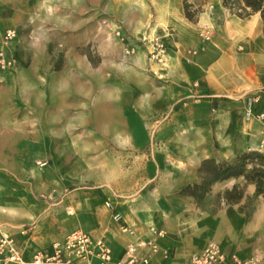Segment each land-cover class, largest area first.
I'll use <instances>...</instances> for the list:
<instances>
[{
  "label": "crops",
  "instance_id": "crops-1",
  "mask_svg": "<svg viewBox=\"0 0 264 264\" xmlns=\"http://www.w3.org/2000/svg\"><path fill=\"white\" fill-rule=\"evenodd\" d=\"M142 1L0 0V48L6 30L19 32L7 48L18 66L0 67V221L27 258L82 229L107 239L121 259L130 241L151 236L153 225L167 229L158 241L170 252L168 258L154 257V264H188L210 241L230 256L264 257V196L257 194L256 183L243 176L215 181L206 209L182 193L201 182L206 159L264 153V120L245 116L246 95L254 92L261 95L256 111L264 113L261 14L241 18L222 0H192L204 10L194 23L182 0L178 14L169 0L158 5L145 0L146 8ZM100 13L104 24L98 31ZM203 21L211 41L200 37ZM118 29L141 41L139 53L148 57L133 76L94 77L104 83L103 101L80 114V76L65 73L50 49L72 58L99 32L109 43L104 65L111 66L123 55L122 41L113 33ZM155 38L164 44L161 60L149 57ZM183 97L184 104L175 107ZM131 98L133 107L126 104ZM80 125L87 126L86 138H79ZM48 144L57 148L59 171L49 181L46 170L33 166L47 159ZM130 146L152 150L132 160ZM235 187L241 196L228 202L226 192ZM46 193L58 201L48 206L40 200ZM107 201L137 236L121 231ZM68 202L82 210L68 216Z\"/></svg>",
  "mask_w": 264,
  "mask_h": 264
},
{
  "label": "built area",
  "instance_id": "built-area-1",
  "mask_svg": "<svg viewBox=\"0 0 264 264\" xmlns=\"http://www.w3.org/2000/svg\"><path fill=\"white\" fill-rule=\"evenodd\" d=\"M115 33L122 41L123 57L128 60L137 53L139 46L134 38L126 36L121 30L118 29ZM17 37L18 30L16 29H8L4 33L3 45L0 48V67L3 70L18 66L17 59L7 52L8 46ZM200 37L203 41L212 40L209 25L200 28ZM152 42L154 50L151 52V58L161 60L164 44L156 38ZM188 53L196 54L197 50H189ZM246 98V118L264 120V113L257 112L255 107L260 101V93H250L246 95ZM262 143L264 144V130ZM38 164L46 167L48 161L42 160ZM106 207L110 210L114 220L119 223L122 232L133 237L138 235L136 229L125 220L111 201L106 202ZM149 231L150 237L130 241L121 259L115 258L107 239L82 229L73 230L62 240L53 242L50 246L27 258L20 250L16 235L8 231L0 221V264H154V257L162 255L168 258L170 256V252L162 250L158 241L168 232L165 227L159 228L154 225L150 226ZM22 233L26 235L28 230L24 229ZM188 264H264V257L260 254H254L248 258H241L236 254L230 256L219 243L210 241L203 251L192 254Z\"/></svg>",
  "mask_w": 264,
  "mask_h": 264
},
{
  "label": "rangeland",
  "instance_id": "rangeland-1",
  "mask_svg": "<svg viewBox=\"0 0 264 264\" xmlns=\"http://www.w3.org/2000/svg\"><path fill=\"white\" fill-rule=\"evenodd\" d=\"M184 1L185 0H182L183 5H184ZM151 2L154 5H158L161 2H163V0H152ZM190 2H192V0ZM169 3L173 4L174 12L176 14H178L179 13L178 8L180 5V0H169ZM141 4H143V6L146 8L147 2L145 0H143L141 2ZM210 6H212V4ZM198 8L201 9V12L198 13L196 16H194V18H195V21H193L194 23L199 22L200 16L202 15L204 10L201 6L196 7L195 4L193 7H191L192 12L196 11V9H198ZM184 10H185V8H184ZM101 23H102V25L104 24V19H103V15L100 13V16L96 19V27H97L98 31H99V27H100L99 24H101ZM205 23L206 22L203 21L202 26L206 25ZM113 33H115V32H113ZM99 34H100L99 32L98 33L96 32L94 43L91 42L90 44L80 45L78 50L76 52H74V54H73L74 56L72 58L68 55L66 56V53L64 50L60 51V49H57V50H55L53 48L50 49V53H51V55H54V59H56L60 62H63L62 68H64L63 71L65 73H68V74L77 73L80 76L79 105H78V109H79L80 114L83 112H87V110L90 111V109L98 106L103 101V99H102L103 88L102 87H103L104 83L103 82L96 83L94 81V77L99 76L100 78H102L103 76H108V75L125 76V77L133 76V75H135V72L137 69L136 65L141 63L142 58L146 59L148 57L145 54V52H142V54L139 53V48H138L136 55L132 56L129 59V62H127V60H125L123 55H122L121 58L115 59V62L113 65L110 66L109 63H107V65H104V59H107V61H108V58H109L108 53L105 52V50L109 51V47H108L109 43L106 40H105L106 42L104 43L103 35L101 36ZM115 35L117 36L116 33H115ZM18 36H19V32H18ZM134 40H136V38ZM136 42H137L138 46H140V44L142 43L141 41L140 42L136 41ZM152 44H153V42H150V47L148 48V53H149L150 58H151V52L154 50ZM115 52L116 51H111V54L115 53ZM13 55H14L13 57H15L17 59L16 54L13 53ZM68 62L69 63L71 62L72 66L71 67L70 66L64 67V64H66ZM150 101H151V99L149 98V102ZM185 101L186 100L184 97L177 99V100H175L174 106L175 107L181 106L184 104ZM126 104L130 107H133L134 106V99L133 98L128 99ZM163 116H166V115H160L159 118L162 119ZM86 127H87L86 125H80V127H79L78 133H79L80 139L86 138V135H84V134L88 133V130L86 129ZM53 138H54L53 136H50V137H48V140L52 141ZM56 149L57 148H54L53 145L48 144V148H47L48 155H47V159L45 160V161H48V165L46 167L42 168L38 164L39 161L33 165V166H38V167L40 166L42 170H46L48 181L53 175H55V172H59L56 168V164L58 166V163L55 160L56 154L54 153V151ZM116 149L118 150V148H116ZM151 150H152L151 147L130 146L126 149V152L128 154V157L133 160L138 155L143 154L144 152L151 151ZM155 150H160V148L155 147ZM253 151H257V150H249V151H246V152H244L238 156H241L245 153H250ZM163 153H165L164 150H163ZM228 160H231V159H228ZM80 166H81V163H80ZM85 166H86V164H85ZM86 171L87 170H85V169L82 170V172H84V173ZM253 183H255V182H253ZM47 192L49 193V189L47 190ZM48 193H46L47 197H41L40 196V200L43 202H46L47 205L49 206V204H54L58 200L55 197L50 198ZM207 200H208L207 196H205L202 199V201L198 203L199 206L203 209H206L208 207V201ZM73 204H75V203L73 202ZM73 204H71L69 202L67 203V207H66L67 209L66 210H68V211H66V212H67L68 216H74V215H76V213H78L80 210H82L81 205L75 204V207H73ZM216 206L218 207L221 205L217 202Z\"/></svg>",
  "mask_w": 264,
  "mask_h": 264
},
{
  "label": "trees",
  "instance_id": "trees-1",
  "mask_svg": "<svg viewBox=\"0 0 264 264\" xmlns=\"http://www.w3.org/2000/svg\"><path fill=\"white\" fill-rule=\"evenodd\" d=\"M190 1H184V8L187 18L193 22L195 21L194 16L200 13L201 9L198 8L192 12L191 7L194 4ZM222 2L234 15L248 18L260 13L264 21V0H222ZM199 173L202 178L201 182L189 185L182 191L183 194L194 196L198 203L206 196L215 181L241 176L249 182H255L257 194L264 195V153L253 151L222 162L206 159L202 162ZM240 196V192L235 187L232 191L226 192L225 198L230 202Z\"/></svg>",
  "mask_w": 264,
  "mask_h": 264
}]
</instances>
